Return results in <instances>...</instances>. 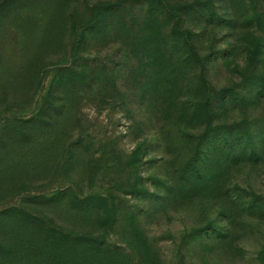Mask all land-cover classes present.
Masks as SVG:
<instances>
[{
	"label": "rangeland",
	"instance_id": "1",
	"mask_svg": "<svg viewBox=\"0 0 264 264\" xmlns=\"http://www.w3.org/2000/svg\"><path fill=\"white\" fill-rule=\"evenodd\" d=\"M11 1L0 211H24L0 228L36 213L117 264H264V0ZM34 252L15 264L53 263Z\"/></svg>",
	"mask_w": 264,
	"mask_h": 264
},
{
	"label": "trees",
	"instance_id": "2",
	"mask_svg": "<svg viewBox=\"0 0 264 264\" xmlns=\"http://www.w3.org/2000/svg\"><path fill=\"white\" fill-rule=\"evenodd\" d=\"M9 1L11 0H0V22L3 19L4 10ZM27 1L13 0L16 5L13 6V9L11 8L10 12L15 9L16 13H18L19 10L30 8L32 0ZM44 112L43 110V112L40 111L36 115H32L24 123L32 128L35 127L41 120L50 118ZM12 140L14 139H7L6 142H11ZM174 142L175 140H171L172 144ZM25 190L14 189L12 198L17 201L20 198L18 195ZM5 198L6 196L0 197V205ZM49 201H54V198H50ZM21 211H24V209L19 208L17 204H13L9 208L0 211V217L5 216L6 218L17 219L23 215ZM28 217L29 219L25 223L16 220L10 225L9 229L6 226H3V229L0 228V258L4 260L3 264H7V262L8 264L18 263L19 255L35 254V250L37 253L44 254L42 258L51 260L52 264H117L116 259L121 256L119 254L126 251L116 245V243H109L106 238L98 240L85 236L83 233L65 232L56 226L57 223L51 224L47 222L39 229L37 220H42V218L38 217L36 213H31ZM28 222L30 223L28 224ZM195 233H200V230H195ZM222 234L224 233L219 232L216 238H220V236H223ZM128 262L131 263L129 257Z\"/></svg>",
	"mask_w": 264,
	"mask_h": 264
}]
</instances>
